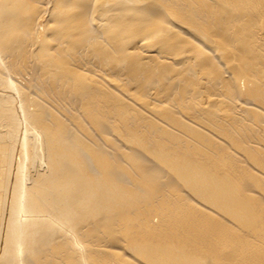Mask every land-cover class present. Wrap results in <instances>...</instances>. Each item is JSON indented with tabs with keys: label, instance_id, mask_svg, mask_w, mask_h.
Returning <instances> with one entry per match:
<instances>
[{
	"label": "bare ground",
	"instance_id": "bare-ground-1",
	"mask_svg": "<svg viewBox=\"0 0 264 264\" xmlns=\"http://www.w3.org/2000/svg\"><path fill=\"white\" fill-rule=\"evenodd\" d=\"M0 264H264V0H0Z\"/></svg>",
	"mask_w": 264,
	"mask_h": 264
}]
</instances>
